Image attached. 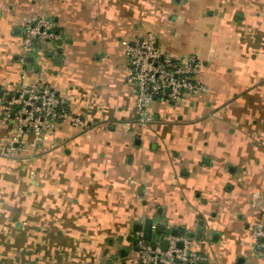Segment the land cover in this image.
I'll return each instance as SVG.
<instances>
[{"label": "crops", "instance_id": "obj_1", "mask_svg": "<svg viewBox=\"0 0 264 264\" xmlns=\"http://www.w3.org/2000/svg\"><path fill=\"white\" fill-rule=\"evenodd\" d=\"M41 14L57 38L22 63ZM147 34L198 54L205 92L140 126L125 45ZM42 85L86 125L7 152L3 97ZM147 219L205 264H264V0H0V264H138Z\"/></svg>", "mask_w": 264, "mask_h": 264}, {"label": "built area", "instance_id": "obj_2", "mask_svg": "<svg viewBox=\"0 0 264 264\" xmlns=\"http://www.w3.org/2000/svg\"><path fill=\"white\" fill-rule=\"evenodd\" d=\"M56 38L52 20L42 14L36 17L24 27L23 56L20 61L25 62V57L33 54L36 42L47 43ZM125 55L127 78L134 85L135 114L140 126L152 122L149 112L152 101L163 100L174 106L186 96L205 92L199 80L202 61L196 53L183 56L166 53L162 51L155 36L147 34L126 44ZM1 113L12 134L7 152L23 136L31 135L35 143L39 144L56 124H68L75 128L86 125L85 121L67 109L63 99L47 85L30 89L20 87L15 94L5 95ZM253 235L261 241L259 254L264 259V227H256ZM135 246L138 264H198L204 260L192 249L191 241L182 235L162 234L149 242L138 238Z\"/></svg>", "mask_w": 264, "mask_h": 264}, {"label": "water", "instance_id": "obj_3", "mask_svg": "<svg viewBox=\"0 0 264 264\" xmlns=\"http://www.w3.org/2000/svg\"><path fill=\"white\" fill-rule=\"evenodd\" d=\"M140 229L142 230V239L145 240L146 242H149V241L151 240L152 221H151L150 219H147V220L144 222L143 226H142V227H139V226H138L137 228H135V231H140ZM157 233H158V234H161V233H162V228H161V227H159V228L157 229ZM176 234H177V232L174 231V232H173V235H176ZM163 249H164V250L166 249V243H165V242H164V244H163ZM119 255H120L121 257L126 256V255H127V254H126V250H125V249H121L120 252H119ZM199 264H205V263L200 262Z\"/></svg>", "mask_w": 264, "mask_h": 264}]
</instances>
